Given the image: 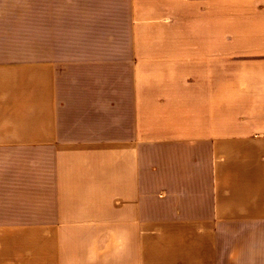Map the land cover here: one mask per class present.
<instances>
[{"label": "crops", "instance_id": "obj_1", "mask_svg": "<svg viewBox=\"0 0 264 264\" xmlns=\"http://www.w3.org/2000/svg\"><path fill=\"white\" fill-rule=\"evenodd\" d=\"M130 4V19L149 42L132 65L134 95L114 109L131 117L114 121L111 107L97 109L106 117L92 128L88 109L70 116V155L97 153L92 138L104 140L107 165L95 176L90 164L66 163L68 131L49 65L58 57L18 53L19 29L0 3V264H264V88L261 110L249 111L246 122L234 114L225 124L223 112L220 63L233 46L219 35L234 33V0ZM146 143H200L209 164L198 178L156 172L148 190ZM34 146L47 158L37 178ZM99 183L107 190L97 189L96 200L90 188ZM96 202L107 204L90 205Z\"/></svg>", "mask_w": 264, "mask_h": 264}, {"label": "rangeland", "instance_id": "obj_2", "mask_svg": "<svg viewBox=\"0 0 264 264\" xmlns=\"http://www.w3.org/2000/svg\"><path fill=\"white\" fill-rule=\"evenodd\" d=\"M130 1L0 0V3H6V7H8L7 14L10 25L18 27L19 38L23 39L20 41L21 44L16 46L18 53L25 54L29 60L37 56H51V54L58 57V60L51 61L49 65L56 70L54 79L55 84L60 87L59 95L63 106L64 127L68 131L66 132L64 129L66 133L65 149H67L68 155L66 163L72 165L90 164L95 171L89 173L92 172L95 176L96 173L101 172V170L100 172L96 170L97 167L101 169L107 165L103 147L104 140L92 138V141L98 145L97 153L79 152V155H75V153L70 155V151H74V147H76V141L73 140L72 135L73 117L70 116H72V112H75L74 116H76L88 109L91 114H94L97 113V109L111 107L112 111L109 116L112 120L123 119L126 121L131 117L129 112L122 114L121 111L116 112L114 109L119 106V103L124 105L130 101V95H134L131 86L136 80V71L133 70L132 65L144 57L141 54L143 52L141 49L144 48L145 51L149 42L147 33L141 30L137 31V25H134L130 19L133 11ZM236 4H239V7H236ZM262 10H264V0H240L238 2L234 0V33L219 35L220 43L228 42L233 46L229 57H226L225 60L221 59L220 63L225 124H232L234 114L240 117L241 123L246 122L245 115L249 111H260V107L256 106L263 104L264 21L261 16L256 14ZM250 19L255 20L252 21L255 22V26H247L248 23L245 22H249ZM135 50L138 51L139 57L135 55ZM29 63L34 64V61H29ZM146 77V72H141L142 84ZM196 79L192 75L188 78L191 93H198L200 89V84ZM142 86L145 93L150 92L149 83ZM156 90V88L153 89L154 92ZM35 96L31 86V101ZM118 100L123 102H118ZM32 106H34L33 102ZM91 116L93 121L89 126L92 128L95 125L104 124L103 118L106 115L94 114ZM193 120H195L194 117ZM34 144L35 146L39 145V143ZM35 146L33 148L35 157L32 163L37 178L41 176L42 162L47 158L43 159L41 151H38L40 147ZM145 147L143 161L147 163L148 190L155 189L153 175L156 172L159 174L162 171H168L169 178L178 172H191L195 173L197 178L201 177L204 167L209 164L208 156H211L207 153L209 148L203 147L200 143H196L193 147H178L175 144L167 143L155 145L146 143ZM54 161L55 158L51 156L49 158L50 166H53ZM127 161L129 162V160ZM95 176L92 179H95ZM39 181V179H35L37 185L40 183ZM72 181L74 183L83 182ZM87 182L91 183V180ZM99 186L90 188L95 199H98L97 189H100V194H103V190H107L103 183H99ZM83 195L87 194L83 193ZM100 200L103 198L100 197ZM100 204L102 209L107 202L105 204L96 202L90 205L96 208Z\"/></svg>", "mask_w": 264, "mask_h": 264}]
</instances>
